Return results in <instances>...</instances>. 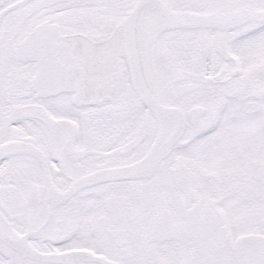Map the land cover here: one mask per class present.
<instances>
[{
	"label": "snow or ice",
	"instance_id": "6c2138e0",
	"mask_svg": "<svg viewBox=\"0 0 264 264\" xmlns=\"http://www.w3.org/2000/svg\"><path fill=\"white\" fill-rule=\"evenodd\" d=\"M0 264H264V0H0Z\"/></svg>",
	"mask_w": 264,
	"mask_h": 264
}]
</instances>
